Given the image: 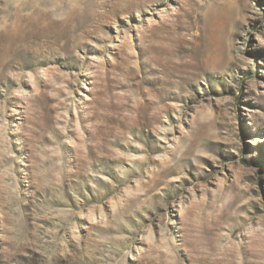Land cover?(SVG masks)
Wrapping results in <instances>:
<instances>
[{"label":"rangeland","instance_id":"1","mask_svg":"<svg viewBox=\"0 0 264 264\" xmlns=\"http://www.w3.org/2000/svg\"><path fill=\"white\" fill-rule=\"evenodd\" d=\"M0 264H264V0H0Z\"/></svg>","mask_w":264,"mask_h":264}]
</instances>
